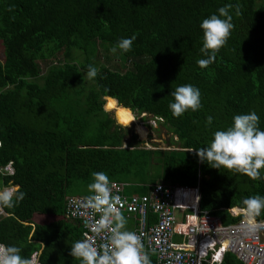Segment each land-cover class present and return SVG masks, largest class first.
<instances>
[{
	"label": "trees",
	"instance_id": "trees-1",
	"mask_svg": "<svg viewBox=\"0 0 264 264\" xmlns=\"http://www.w3.org/2000/svg\"><path fill=\"white\" fill-rule=\"evenodd\" d=\"M227 5L233 28L201 69L200 23ZM133 35L131 50L117 52L124 72L92 61ZM0 43V167L12 163L15 171L0 180L24 193L1 205L0 244L21 248L22 257L41 250V264H81L69 253L82 226L66 218V203L90 195L74 192L88 188L93 172L123 185L127 197L159 184H199L200 210L226 225L241 218L230 209L264 196V169L253 180L188 152L209 146L237 114L256 112L264 130V0H0ZM51 61L43 73L41 63ZM89 65L98 69L94 79ZM186 84L200 89L201 107L177 118L171 92ZM110 107L162 123L172 133L169 148H142ZM220 264L241 263L227 253Z\"/></svg>",
	"mask_w": 264,
	"mask_h": 264
},
{
	"label": "clouds",
	"instance_id": "clouds-1",
	"mask_svg": "<svg viewBox=\"0 0 264 264\" xmlns=\"http://www.w3.org/2000/svg\"><path fill=\"white\" fill-rule=\"evenodd\" d=\"M231 7L227 5L219 8L218 15L212 14L200 23L203 33L200 51L206 57L197 61L201 69L215 62L217 52L227 42L233 28L229 15ZM135 40V35L123 38L110 51L113 54L118 50L126 53L131 50ZM97 73L98 69L89 65L87 77L94 79ZM171 96L173 100L169 103V109L174 117L179 118L188 110L195 112L201 107L200 89L191 84L178 86ZM130 121H134V118L130 117ZM212 121L211 116L207 117V125H211ZM259 121L260 117L254 111L237 114L233 116L230 127L214 132L209 146L190 149L188 152H195L201 162H207L213 169L223 167L258 180L261 169H264V130L259 128ZM92 180L88 185L90 195L84 198L83 207L100 214L93 231L97 235L105 232L110 234L99 250L85 234V239L74 242L69 255L81 264H151L148 255L142 251L140 236L124 230L125 218L116 207L120 198L112 195L109 176L105 172H93ZM14 195L16 200L24 198L23 192H13L7 188L0 190V205L12 207ZM242 204L243 207L238 211L252 219L264 210V196L246 198ZM20 253L21 248L17 246L0 244V264H32L30 259L22 257Z\"/></svg>",
	"mask_w": 264,
	"mask_h": 264
},
{
	"label": "built area",
	"instance_id": "built-area-1",
	"mask_svg": "<svg viewBox=\"0 0 264 264\" xmlns=\"http://www.w3.org/2000/svg\"><path fill=\"white\" fill-rule=\"evenodd\" d=\"M12 163L0 167V175L13 176ZM13 192L18 187L2 185L0 190ZM112 195L119 196L116 205L125 217H134L135 232L141 238L142 251L154 255L155 264H220L227 253L236 256L241 264H264V219L261 214L249 219L239 208L230 209L233 217H241L233 224H224L219 216L199 208L200 189L196 187H175L157 185L147 195L125 196L123 185L112 183ZM15 196V195H14ZM13 196V197H14ZM85 197L74 196L67 200L66 218L79 221L82 226V240L87 237L95 242L98 250L107 242V235H97L93 228L100 219L83 207ZM182 214L181 220L177 213ZM6 216L0 205V218ZM154 216L156 220L151 222ZM41 250L34 252L32 264H41Z\"/></svg>",
	"mask_w": 264,
	"mask_h": 264
},
{
	"label": "rangeland",
	"instance_id": "rangeland-1",
	"mask_svg": "<svg viewBox=\"0 0 264 264\" xmlns=\"http://www.w3.org/2000/svg\"><path fill=\"white\" fill-rule=\"evenodd\" d=\"M0 59H4V49L2 43H0ZM92 61L119 72H124L126 70V66L120 61L118 53L113 54L111 51L99 49L95 57L92 58ZM53 62L54 61L41 63L42 72L45 73L49 65H51ZM110 110H113L110 112V114L112 117L116 116V122L121 126L129 128L132 134L137 137V140L140 142V146L142 148H159L165 150L169 148L167 147L166 142L172 137V133L169 132V130L162 123L157 122L149 115H141L140 117L135 116V118L134 114L131 116L134 118V121H130L128 113L119 111L118 108L114 110V107H110ZM174 140L176 141L177 138L174 137ZM74 194L86 196L90 193L87 187L85 188L81 186L74 192ZM177 217L179 220H181L182 214L178 212ZM41 222H49V220L43 219Z\"/></svg>",
	"mask_w": 264,
	"mask_h": 264
},
{
	"label": "crops",
	"instance_id": "crops-1",
	"mask_svg": "<svg viewBox=\"0 0 264 264\" xmlns=\"http://www.w3.org/2000/svg\"><path fill=\"white\" fill-rule=\"evenodd\" d=\"M18 189H19V187H18ZM4 217H7V214H6V216H4ZM125 218V217H124ZM156 220V218L154 217V216H152V218H151V222H154ZM125 221H126V223H125V229L124 230H128V231H134V229H135V227H136V223H135V220H134V217H130V218H125ZM42 252V251H41ZM151 256V258H153V263L155 264V257H154V255H150ZM149 256V257H150Z\"/></svg>",
	"mask_w": 264,
	"mask_h": 264
},
{
	"label": "water",
	"instance_id": "water-1",
	"mask_svg": "<svg viewBox=\"0 0 264 264\" xmlns=\"http://www.w3.org/2000/svg\"><path fill=\"white\" fill-rule=\"evenodd\" d=\"M117 105H118V103H117ZM118 106H120V105H118ZM120 107H122V106H120ZM134 117H135V115H134ZM136 118V117H135ZM114 119L116 120V116H114ZM117 125H120V124H118L117 123ZM124 127V126H123Z\"/></svg>",
	"mask_w": 264,
	"mask_h": 264
}]
</instances>
